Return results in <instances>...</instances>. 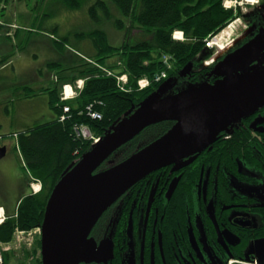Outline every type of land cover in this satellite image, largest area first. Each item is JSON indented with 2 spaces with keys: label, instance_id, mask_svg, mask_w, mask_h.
Masks as SVG:
<instances>
[{
  "label": "trees",
  "instance_id": "16d2710c",
  "mask_svg": "<svg viewBox=\"0 0 264 264\" xmlns=\"http://www.w3.org/2000/svg\"><path fill=\"white\" fill-rule=\"evenodd\" d=\"M13 0H0V38L9 35L10 25L14 22L6 15L7 7ZM10 3V4H9ZM25 3H29L25 0ZM223 0H37L36 7L45 8L48 14L36 17L31 24L38 23L39 30L43 27L46 18H50L55 9L60 7L77 11L88 7L91 16L95 17L97 8L107 10L106 20L114 19L115 26L125 32V37L119 45L109 41L108 35L103 29H95L86 34H77L79 41L89 40L92 54L85 55L75 49V57H72V65H61L59 72L61 85L64 83L75 84L83 79L84 86L77 97L61 101L56 89L47 88L52 101L56 117L53 121L37 124L32 128L21 131L18 134L17 147L24 162V168L28 170L31 178L42 183V188L37 193L24 196L14 215H8L4 223L0 225V242L9 243L17 229L30 231L40 227L43 221L45 207L49 195L62 176L65 169L78 160L91 148V142L75 139L73 126L77 123H86L96 135L103 136L110 126L119 118L138 108L150 94L157 90L164 79L153 80L156 73L167 71V77L176 76V83L186 86L189 82L196 81L204 73L195 59L205 51V39L214 33L220 32L234 18L233 12L222 5ZM115 10V11H114ZM38 11V10H37ZM119 15L116 16V13ZM38 14V13H37ZM128 22L130 26H128ZM9 25V26H8ZM141 28L148 39L140 41L131 40V28ZM58 27L49 28L57 37L53 39L55 48L64 53L69 43L68 37L59 38L55 33ZM17 30H21L18 28ZM180 30L185 39L176 40L173 32ZM130 33V35H129ZM83 55L81 57L80 54ZM168 55L172 59L173 68L167 69L161 58ZM115 58V63L108 60ZM7 58H0V65ZM171 61V60H170ZM191 64V70L183 75L182 69ZM50 63L48 64V66ZM119 73L126 72L129 76L128 91L121 90L114 77L108 76L101 67L115 70ZM196 67V68H195ZM144 76L151 78L150 86L140 90L138 80ZM178 90L177 86L174 89ZM95 102V110L101 114V119H92L85 112L86 107ZM69 106L65 121L59 117L63 113V107ZM173 122L164 121L151 125L144 129L138 136L117 150L109 160L121 161L140 146L147 142H140L146 136L153 135L156 139L166 132ZM149 140V141H151ZM148 141V142H149ZM209 147L201 150L205 152ZM78 151V154H76ZM109 167L104 162L100 170ZM40 236L35 240L31 251H25L26 257L33 256L29 262L20 264H41ZM28 258V257H27ZM10 261V254H5L4 264ZM114 264H122L120 255H116Z\"/></svg>",
  "mask_w": 264,
  "mask_h": 264
},
{
  "label": "flooded vegetation",
  "instance_id": "af4514ba",
  "mask_svg": "<svg viewBox=\"0 0 264 264\" xmlns=\"http://www.w3.org/2000/svg\"><path fill=\"white\" fill-rule=\"evenodd\" d=\"M257 1L239 8L236 42L196 81L226 79L213 73L214 66L264 32V0ZM262 69L264 50L246 73L231 77ZM207 147L182 167L175 163L149 174L101 215L90 236L114 242L107 264L116 255L122 264L124 257L133 264H264V106Z\"/></svg>",
  "mask_w": 264,
  "mask_h": 264
},
{
  "label": "water",
  "instance_id": "95a60500",
  "mask_svg": "<svg viewBox=\"0 0 264 264\" xmlns=\"http://www.w3.org/2000/svg\"><path fill=\"white\" fill-rule=\"evenodd\" d=\"M264 50V32L243 49L225 56L213 73L226 79L198 83L169 96L150 97L115 121L53 187L41 223V264H107L114 242H97L90 233L101 215L149 174L178 163L182 167L213 143L233 122L264 106V69L250 74V63ZM191 64L181 71L187 74ZM164 121L173 125L121 161L109 158L147 127ZM6 147L0 148V160ZM189 158L185 162H180ZM108 162L109 167L100 170Z\"/></svg>",
  "mask_w": 264,
  "mask_h": 264
},
{
  "label": "rangeland",
  "instance_id": "374dc122",
  "mask_svg": "<svg viewBox=\"0 0 264 264\" xmlns=\"http://www.w3.org/2000/svg\"><path fill=\"white\" fill-rule=\"evenodd\" d=\"M16 1H18V4H20L21 6L24 2V0H13V2H16ZM255 1L256 0H254V2ZM35 2L36 0H29V5H31L29 6L30 10H31V7L34 6ZM258 4H253V3L248 4L244 2V6H237L236 8L232 10L233 15L234 13L235 15H234V18L229 23L235 22L233 26L236 27V29L234 31L228 32V35L226 37L227 39L223 40L225 44L228 42L231 44L230 46H232V44L236 42V39L238 36L237 33L239 30V27L237 26H239L240 23L237 22V19L235 16L237 12L239 11V8L242 7L243 9H245L246 7L256 6ZM44 9L45 8L40 9L38 7V12L41 10L40 11L41 14L43 15L48 14L49 11H42ZM118 15L119 14L116 13V16ZM27 16L26 17H21V16L20 17L19 16L10 17L9 20L13 21L14 23L20 26H24L23 24L30 23L29 22L30 18ZM106 16H107V10L104 11L99 7L97 8V14L95 17L91 16V12L89 11L87 6L77 11L68 10V9L60 7L54 10V13L50 18L45 19V23L43 25V27L46 28L45 30L57 26L58 29L55 34L59 38L68 37L69 39L67 41L69 45L67 46L68 51H66L67 54H66V57L64 58L65 60L63 63L64 66L65 64H67V66L72 65L71 59L72 57H75V56L73 53H71V50L78 49L85 55H90V53L92 54V48H91V44L89 40L79 41L78 38L76 37L77 34H81V33L86 34L95 29H103L106 31L109 41H111L114 45H119L122 42V40L125 37V32L119 30L115 26L114 19H111L109 21L108 19L106 20ZM35 26L39 27L38 23L35 24ZM128 26H130L129 22H128ZM233 26L231 28H234ZM131 29H132L131 36H130L131 40L140 41L145 38L148 39V37L146 36V34L141 28L134 26ZM227 30L229 29L227 28ZM34 34L37 39L36 41H38L39 35H43L44 32L42 33L36 32ZM52 39H55L54 35L52 36ZM48 41H45V42L47 43ZM39 43L34 44L32 46L30 44L27 45L25 51L23 52V61L25 60L26 61L25 65L32 68V70L34 71L33 74H31V72L28 71L27 77L25 78L19 77L17 80L13 81V85H17V83L20 82L21 80H26L29 83L30 77L32 78L34 74L38 72L39 70H44L45 75H44V78L42 79V82L38 80V81L30 82L29 84L31 88H35V91L33 92V94H37L36 87H38L39 85H43V87H46L47 85L54 83L53 77L51 75L53 74V72H57L56 70L58 69V67L49 69L47 67L48 62L52 61V62H59L60 64H62V62L60 61L61 53H59L58 50H55L53 47L51 49H47L46 47L47 45H43ZM226 45H224L223 49H220L219 47H214L211 49L206 48L205 51L199 54L197 58L195 59V62L199 65L196 67L200 69L207 68V65L205 64V62L207 63L209 60L210 62H213L217 60V58H220L221 56H223V54L226 51H228L230 47V46L227 47ZM0 53H3L1 49H0ZM28 58H30V62L34 63L33 65L27 64ZM108 61L111 63H115L114 62L115 58H110ZM119 69L122 70V66L118 68V70L115 69L114 71L117 72L119 71ZM54 76H57V75H54ZM176 79H177L176 76L165 78L164 81L161 83L160 87L157 90L153 91L148 98L150 97L159 98L163 96H169L175 93L174 89L176 86L178 89H183V86L178 85L176 83ZM8 96L9 94L7 92L6 94L3 95V98L6 99ZM8 108L10 110L9 118H8L10 121L4 118V116L8 117V115L5 114L4 112H3L4 116L0 115V147H3V146L7 147L5 156L0 160V191L4 190L6 192H9L11 195H14L16 193V180L10 175L9 170L18 169V171L22 172L23 174L24 173L26 174L27 169L25 170L23 164L21 163V155L18 149L16 148V142L13 139L14 138L13 132L23 131V129H28L32 127L35 121L33 117H36L38 119L39 113L41 114L45 113L49 115L45 119L42 118V119L37 120V122L46 121L47 119H49L50 115H52L53 113L51 111L47 112V106H46L45 101L37 95L35 97L29 98L28 100L14 99V101L9 104ZM152 138H153V135L146 136V138L144 140L141 139L139 143H141V141L148 142ZM31 180L32 178H30V181ZM243 186H245V184H243ZM260 187H262V189L264 190V184L259 185V188ZM249 189L252 190L251 185L249 186ZM38 237L39 235H33V236L23 235L18 239L16 235L15 237L13 235L12 240L14 241L11 243V246H10L11 249L8 252H6V254L7 253L10 254V261L8 264H20V263H25L27 261L29 262L30 260H32L34 257L27 256L28 257L27 258L25 251L32 250L34 242ZM33 239L34 241L32 245H30L29 241L31 242ZM38 254H40V251H38L35 256H38ZM127 261L128 262L125 261V257H124L123 264H133V261L131 260L130 257L129 258L127 257Z\"/></svg>",
  "mask_w": 264,
  "mask_h": 264
},
{
  "label": "crops",
  "instance_id": "0c3cea01",
  "mask_svg": "<svg viewBox=\"0 0 264 264\" xmlns=\"http://www.w3.org/2000/svg\"><path fill=\"white\" fill-rule=\"evenodd\" d=\"M19 5L20 4H18V1L12 2L10 5H8L6 15L9 18L18 17V16L26 17L27 15H29L27 17L30 18L29 20L30 23L23 24L24 26H20L14 23L13 25H10L11 27H10L9 35L8 34L3 35L0 38V49L3 51V53H0V58H7L5 63L0 65V115H3V112H4L5 114L8 115V117H5L3 115L4 118L9 120L8 118H9L10 110L8 107H9V104L14 101V99L28 100L29 98L35 97L37 95L45 101L46 106H47V112L51 111L53 114L50 115L49 119H47L46 121L37 122V120L39 119H42V118L45 119L49 114L39 113L38 119L36 117H33L35 121L32 127H34L37 124H44V123L53 121L56 117L55 116L56 112L53 109L54 105L52 104V101L50 99V94L47 91H45V89L47 88L56 89L58 91V94L60 95L62 82L59 77V72L63 68L61 67V65H53L54 62L52 61L48 62V64L50 63L49 66L47 64V67L49 69L58 67V69L56 70L57 72H53V74L51 75L53 77L54 83L49 84L46 87H43V85H39L38 87H36L37 94H33V92L35 91V88H31L29 84L30 82L38 81V80L42 82V79L44 78V75H45L44 70H39L38 72L34 74L32 78L30 77L29 83L26 80H21L20 82L17 83V85H13V81L17 80L19 77L21 78L27 77L28 71L31 72V74H33L34 72L32 68L25 65L26 61L25 60L23 61V52L25 51L27 45L30 44L32 46L40 42L39 44L47 45L46 46L47 49H51L53 47L55 50H57L55 48V43L53 42V39H52V36H53L52 32L49 30H43V29L39 30L40 27H36L31 24L33 21H35L37 16L42 15L40 13L41 10L39 12L37 11L38 8L36 7V2L34 3V6L31 7V10L29 8V6L31 5H29V3L28 4L25 3V0L22 6L21 5L19 6ZM42 11H46V10L44 9ZM18 28H20L21 30H17ZM36 32H40V33L44 32L43 35H39L38 41H36L37 39L34 34ZM45 41H48V42L46 43ZM66 51L68 50H65L64 53L58 51L59 53H61L60 61L62 62V64L65 61L64 58L66 57V54H67ZM71 53L76 54V51L71 50ZM80 55L81 57H83L82 54ZM27 64L33 65L34 63L30 62V58H28ZM55 64H60V63L56 62ZM54 75H57V76H54ZM7 92L9 96L6 99H4L3 95L6 94ZM25 130L27 129H23V131ZM19 132L15 131L13 133L17 134ZM13 139L16 142V139L15 138ZM21 163L24 166L22 157H21ZM9 172H10V175L16 180V193L14 195H11L9 192H6L4 190L0 191V206L5 208L7 214L14 215L16 213L17 206L20 200L24 196L32 194L33 191L30 185L31 181L29 178L30 176H29L28 170H26V174L25 173L23 174L22 172L18 171V169L16 170L11 169L9 170Z\"/></svg>",
  "mask_w": 264,
  "mask_h": 264
},
{
  "label": "built area",
  "instance_id": "2783aa9c",
  "mask_svg": "<svg viewBox=\"0 0 264 264\" xmlns=\"http://www.w3.org/2000/svg\"><path fill=\"white\" fill-rule=\"evenodd\" d=\"M244 2L245 3H251V4L255 3L254 1L251 2L249 0H241V1H239V0H224L223 6L226 9H232L233 10L238 5H242ZM238 21H240V18H237V22ZM234 23H230L228 25L229 30L225 29L218 34L209 35V37L207 39H205L206 46L208 48L219 47L220 49H223L224 45L227 44L226 46L229 47L231 44L228 42L225 44L223 40L227 39L226 37H227L229 31H234L236 29V27L233 26ZM232 26L234 28H231ZM174 37L183 38L181 32H176L174 34ZM163 61L169 69L172 67V63L170 61V56H167V55L163 56ZM208 63H210V60L206 64H208ZM103 70L108 76L114 77L116 79L117 85L121 90H125V91L129 90L127 87L128 75L126 73H119V72H116L114 70L107 69V68H103ZM166 76H167L166 71H162L160 74L157 73L154 75V80L159 81L160 79L165 78ZM150 83H151V80L149 78L143 77L138 81V88L140 90H142V89L146 88L147 86H149ZM203 83L207 84V82H203ZM83 84H84L83 80H79V81H77L76 86H74V87L70 84L63 85L61 99L65 100L68 97L75 95V93H76L75 87L77 89H82ZM197 84L198 83H193V84H190V86L197 85ZM95 109L96 108H95V102H94V103L89 104L86 107L85 112L92 119H95V120L101 119V114L99 112H97ZM69 111H70L69 106H64L63 107V113L60 115L59 120L65 121L67 118V113ZM73 133H74L75 139L82 140V141H89V142H91V144H96L101 140V137L99 135H96L86 123L75 124L73 126ZM76 154H78V151H76ZM32 186H33L34 190L36 191L37 189L40 188V182L38 180H35L32 183ZM7 217L8 216L6 215L4 208L0 207V225L5 222ZM40 234H41V227L34 228L30 231H24V230L17 229L14 233V237L16 235L19 239L23 235L33 236V235H40ZM13 241L14 240H12L9 243H1L0 242V264H4L5 254H6V252H8L11 249L10 246H11V243ZM33 241H34V239L31 242L29 241V244L32 245Z\"/></svg>",
  "mask_w": 264,
  "mask_h": 264
},
{
  "label": "bare ground",
  "instance_id": "6f19581e",
  "mask_svg": "<svg viewBox=\"0 0 264 264\" xmlns=\"http://www.w3.org/2000/svg\"><path fill=\"white\" fill-rule=\"evenodd\" d=\"M249 1H251V2H252V1H254V0H249Z\"/></svg>",
  "mask_w": 264,
  "mask_h": 264
}]
</instances>
